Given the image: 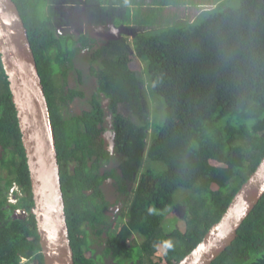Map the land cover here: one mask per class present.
Segmentation results:
<instances>
[{
  "label": "trees",
  "instance_id": "16d2710c",
  "mask_svg": "<svg viewBox=\"0 0 264 264\" xmlns=\"http://www.w3.org/2000/svg\"><path fill=\"white\" fill-rule=\"evenodd\" d=\"M231 1L223 0L193 22L148 23L154 28L137 32L132 47L122 37L93 46L94 38L80 35L77 40L89 44L87 69L76 68L68 85L72 35L56 33L51 15L40 10L46 0H13L49 109L73 264H97L90 245L103 247L100 261L110 255L117 264H176L220 219L264 156V0H234L237 7ZM98 16L95 24H106L104 15ZM133 60L145 65L147 92L130 67ZM84 75L92 77V88L83 87ZM144 94L160 97L162 108H154L151 121L141 106ZM76 99L83 105L78 113L63 109ZM121 104L137 119L123 115ZM107 118L110 151L102 136ZM112 155L116 162L108 167ZM143 160L145 169L136 180ZM0 169L7 172L0 171V264H44L1 58ZM107 178L116 198L128 201L116 230L109 227ZM10 188L16 201L8 205ZM176 202L185 209V228L168 234L161 224ZM18 208L26 218L12 220ZM135 233L142 238L139 245L132 244ZM167 236L174 245L157 255ZM210 264H264V194Z\"/></svg>",
  "mask_w": 264,
  "mask_h": 264
},
{
  "label": "water",
  "instance_id": "95a60500",
  "mask_svg": "<svg viewBox=\"0 0 264 264\" xmlns=\"http://www.w3.org/2000/svg\"><path fill=\"white\" fill-rule=\"evenodd\" d=\"M0 58L17 116L44 264H73L55 136L27 29L13 0H0ZM264 194V156L220 219L176 264H210Z\"/></svg>",
  "mask_w": 264,
  "mask_h": 264
},
{
  "label": "rangeland",
  "instance_id": "374dc122",
  "mask_svg": "<svg viewBox=\"0 0 264 264\" xmlns=\"http://www.w3.org/2000/svg\"><path fill=\"white\" fill-rule=\"evenodd\" d=\"M104 1V0H102ZM234 0H232L230 3H232L233 7H237L235 6ZM49 2V3H48ZM106 7H107V2H105ZM60 5H65V6H74V8H61ZM90 5L86 4L84 1L82 0H71V2H68L67 0H46V2L43 3V6L40 7L41 12L43 13V15L45 16L46 14H50L52 17V20H57L60 24L59 27L62 33H69L72 35V40L73 42V46H72V54L69 57V60L67 61V67L69 69V71L71 70V72L69 73L68 76V85L73 83V77L76 76L75 70L76 68H80V67H84V71L87 69V63L84 59V56H86L90 50H88V45H86L85 43L79 42L76 43V38L78 37V35L80 34H86V36H88V38H94V39H98V42H104L107 39H114V38H120L122 37L127 44H129L130 47H132V39L134 37V35L139 32V31H143V30H151L152 27H143L142 24L139 23H130L128 26L126 27H119V26H123L122 23H119V26L116 27H110L107 26L106 24H90V28L87 30H85L84 25H86V21L88 20L89 16H92L95 13H98L97 9H99L98 7H96V11L92 9H87V7H89ZM101 8V7H100ZM108 9L110 11H116L115 8L113 7H108ZM93 10V11H91ZM100 10V9H99ZM117 10H121V13H123V9H117ZM210 10V9H209ZM87 11V12H85ZM91 11V13H90ZM93 12V13H92ZM107 13V9L105 11ZM120 15V14H119ZM128 16V14H126ZM130 17V16H129ZM131 18V17H130ZM80 20H82L80 22ZM61 21L64 22V24H61ZM88 22V21H87ZM58 30V28H57ZM75 30H77V32H75ZM106 36L107 39H103V37ZM75 38V39H74ZM144 63L141 62L140 60H133L130 63V67L134 70H136L139 78H140V82H141V86L143 88L144 91L147 92L146 90V79H147V75L146 72L144 74ZM61 70L63 69V66L59 67ZM74 69V70H73ZM88 72V70H87ZM86 73V71H85ZM146 76V77H145ZM84 80L86 81L83 84V87L85 89H89L93 87V79L91 76H87L84 75ZM62 81V77L60 76V74L57 75V82H61ZM59 91L61 92V94L64 92V87L62 86ZM58 97L60 98V96L58 95ZM156 97V98H155ZM160 99V97L158 96H150L149 94H144L143 95V102L141 104L142 108L144 109V112H146V114L149 116V120H152V113L154 111V108L161 110L162 106L160 104V101L158 100ZM65 109L69 108L73 113H78L80 111V109L83 107L82 103L80 101L76 100H72V102L66 103V106H63ZM131 108L128 107L127 104H121L119 106V111L125 115V116H131L134 120L137 119V117H134L133 113H130ZM162 113V112H161ZM164 115L161 114L159 115L156 119L158 121V123H161L163 120ZM107 123H110L109 118H107ZM149 132V130H148ZM151 132H153V129L150 128V132L149 135L147 136L146 141L150 140L151 137ZM114 156H111V161L110 164H108L107 166L109 167L112 166V163L116 162L114 159ZM145 160L142 161L141 163V167L139 169V172L137 173L136 176V180L138 179V177L140 176V173H142L145 169ZM15 190L17 189V187L14 185ZM104 190L106 193V197L107 199L110 201L111 203V208L108 209V221L109 223V227L110 229H115L118 227L117 225V218H119V215L121 214V212L124 210L125 205L128 203V201L125 198H116V192L114 190L113 185L111 184V181L109 180V178H107V180H105L104 182ZM185 191V190H183ZM178 192H181V190H179ZM178 195V194H177ZM177 198V197H176ZM166 215L163 218L162 224H161V228L163 227V231L165 233L170 234L171 231L175 230L176 228L183 230L185 228V221H186V215H185V209L182 205H180L179 202H176L174 205H172L171 207H169L166 211ZM107 228V226H105ZM136 236L132 237V244H138L142 242V238L141 236H139L138 234L135 233ZM167 241V242H166ZM162 244H160L157 248V255H162L164 253V251L167 249V247L165 246L167 243H171V245H174V242L172 240V238L170 236L166 237V240L164 242H161ZM92 249L94 250L93 254L97 255L101 252V248H96L92 246ZM138 252V249L135 250V254ZM101 255V254H99ZM144 258H146V256H144ZM143 259V258H142ZM144 260V259H143ZM97 264H117V260L113 259L111 256H107L104 257L103 261L100 260H96ZM139 262V260H138ZM127 263V262H126ZM129 264H132V262L130 261Z\"/></svg>",
  "mask_w": 264,
  "mask_h": 264
},
{
  "label": "crops",
  "instance_id": "0c3cea01",
  "mask_svg": "<svg viewBox=\"0 0 264 264\" xmlns=\"http://www.w3.org/2000/svg\"><path fill=\"white\" fill-rule=\"evenodd\" d=\"M64 1V0H63ZM71 2V0H67ZM78 1V0H76ZM86 4L90 5L87 9H92L104 15L107 20V26L116 27L119 23H122L126 27L130 23H139L143 27H150L148 23L151 24H173L176 22H193L201 13L206 12L217 7L223 0H82ZM105 2H107V7ZM96 6V7H95ZM61 8H74V6L60 5ZM101 7V8H100ZM108 7H113L115 11H110ZM107 9V13L105 12ZM123 9V13L121 10ZM91 10V11H93ZM90 11V13H91ZM87 12V11H86ZM93 13V12H92ZM120 14V15H119ZM128 14V16L126 15ZM131 18H130V17ZM99 18L98 13L89 16L88 22L95 25V21ZM82 20H80L81 22ZM56 28L60 30L59 22L54 20ZM61 24H64L61 21ZM155 25H152V29ZM77 32V30H75ZM3 172V176L6 175V169H0ZM14 186V185H13ZM12 188V187H11ZM11 188L9 189L8 196L6 198V204H14L11 198L14 196L11 193ZM11 219L15 220L16 216L11 213Z\"/></svg>",
  "mask_w": 264,
  "mask_h": 264
},
{
  "label": "flooded vegetation",
  "instance_id": "af4514ba",
  "mask_svg": "<svg viewBox=\"0 0 264 264\" xmlns=\"http://www.w3.org/2000/svg\"><path fill=\"white\" fill-rule=\"evenodd\" d=\"M91 26H90V22H87L86 21V25H84V28H85V30H86V32H87V30L90 28ZM95 38V37H94ZM103 39H107V37L106 36H104L103 37ZM95 41H93V42H91V44H93V46L95 45V44H99V43H102V42H98L97 40L98 39H94ZM107 41V40H106ZM93 46H91V47H93ZM104 130H103V134H102V136H103V139H104V146H105V148L107 149V151L109 150H111V145H112V134H111V132H112V127H111V124L108 122L107 123V126L106 125H104ZM110 181H111V183H112V180L111 179H109ZM110 202V201H109ZM110 205H111V203H110ZM110 208H111V206H110ZM106 214H107V212H106ZM92 246L93 247H95L94 245H90L89 247L90 248H92ZM100 248V247H99ZM103 247H101V249H102ZM93 250V249H92ZM93 252H94V250H93ZM93 252H92V257H93V259H98L97 257V255H99V254H97V255H95V254H93ZM110 256V255H109ZM112 257V256H111Z\"/></svg>",
  "mask_w": 264,
  "mask_h": 264
},
{
  "label": "clouds",
  "instance_id": "9594fccd",
  "mask_svg": "<svg viewBox=\"0 0 264 264\" xmlns=\"http://www.w3.org/2000/svg\"><path fill=\"white\" fill-rule=\"evenodd\" d=\"M86 12V11H85ZM55 30H56V33L57 34H61V32L60 31H58L57 30V28L55 27ZM62 34H65V33H62ZM80 35H85L86 36V34H80ZM80 35H78V37L76 38V39H78L79 37H80ZM87 38H88V36H86ZM75 39V38H74ZM115 39V38H114ZM107 40H110V39H107ZM78 40H76V43H78L77 42ZM80 42V41H79ZM86 45H89V44H87V43H85ZM64 69V68H63ZM61 70V69H60ZM39 74V73H38ZM61 76V75H60ZM40 77V76H39ZM41 80V79H40ZM43 86V85H42ZM16 186V185H15ZM13 188L15 189V187L13 186ZM17 190H18V187H17ZM18 195H20L21 196V194L18 192ZM11 201L13 202V203H15V198L13 197V198H11ZM22 212H24V213H22ZM14 216H16V219H25L26 218V216H27V213L24 211V210H22V209H20V208H18V209H16L15 211H14ZM167 248H170L172 245H171V243H167L166 245H165Z\"/></svg>",
  "mask_w": 264,
  "mask_h": 264
},
{
  "label": "built area",
  "instance_id": "2783aa9c",
  "mask_svg": "<svg viewBox=\"0 0 264 264\" xmlns=\"http://www.w3.org/2000/svg\"><path fill=\"white\" fill-rule=\"evenodd\" d=\"M22 213H24V212H22Z\"/></svg>",
  "mask_w": 264,
  "mask_h": 264
}]
</instances>
